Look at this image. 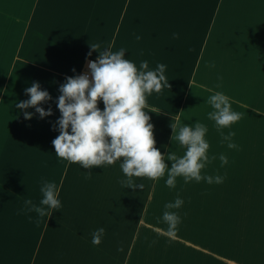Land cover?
Masks as SVG:
<instances>
[{
  "label": "crops",
  "instance_id": "1",
  "mask_svg": "<svg viewBox=\"0 0 264 264\" xmlns=\"http://www.w3.org/2000/svg\"><path fill=\"white\" fill-rule=\"evenodd\" d=\"M12 8L13 21L0 25V264H149L146 242L156 244L160 231L174 242L170 261L182 256L192 264L195 254L200 264H264V0H14ZM177 16L189 28L200 18L193 16H201V23L213 26L202 30L234 32L232 40L250 48L249 69L226 75L221 55L197 63L192 40L170 37ZM91 44L101 51L125 49L138 69L145 60L149 70L166 65L171 88L146 94L157 111L146 109L156 147L182 156L171 125L175 117L177 130L199 121L210 143L202 175L222 176L223 183L177 177L169 188L166 170L157 180L134 177L143 190L124 188L121 161L88 170L57 157L52 141L60 134L59 88L80 74L85 60L98 59ZM34 82L50 93L41 107L52 115L41 118L35 108L15 106L29 99L25 90ZM216 92L243 113L221 130L208 118L213 109L207 99ZM24 112L34 115L27 119ZM221 131L235 133L236 148L227 146ZM221 154L227 157L223 166ZM45 183L57 186L62 209L41 217L31 209L41 206ZM178 196L183 205L170 211L180 223L169 233L164 206ZM100 227L106 233L94 246L92 233Z\"/></svg>",
  "mask_w": 264,
  "mask_h": 264
},
{
  "label": "clouds",
  "instance_id": "2",
  "mask_svg": "<svg viewBox=\"0 0 264 264\" xmlns=\"http://www.w3.org/2000/svg\"><path fill=\"white\" fill-rule=\"evenodd\" d=\"M136 38L140 39L139 36ZM92 49L99 50L100 54L97 60L88 64L91 75L69 76L59 88L61 95L57 107L61 116L56 123L60 134L52 141L57 157L78 163L88 170L121 161L120 168L126 179L120 183L124 188L143 190L144 184H137L134 177L157 180L165 175L166 170V185L169 188L176 186L177 177H183L185 182L206 180L209 184L223 183L222 176L202 175V170L210 163V143L206 140L208 128L199 121L194 125L184 124L177 130L175 117L171 125L173 142H178L185 149L182 156L178 157L174 152L162 153L156 147L155 126L150 122L152 117L146 109L157 111L148 105L146 94L159 93L165 86L171 88L165 76L166 65L161 63L154 70H149L148 61L145 60L138 69L133 61L125 58V49L113 51L107 48L101 51L96 45H92ZM25 91L29 99L19 102L16 107L21 110L35 108L41 118L52 115L51 108L45 110L41 107L52 97L47 90H41L39 82H34ZM101 100L103 109L99 107ZM207 102L213 109L208 113V118L215 122L218 130L231 127L243 117V113L232 109L229 97L222 92L210 95ZM24 115L31 119L34 113L24 112ZM221 136L229 148L237 147L232 142L234 132L225 135L221 131ZM211 159L214 160L215 156ZM219 159L221 166L227 163L224 154ZM166 160L172 161L170 167ZM86 178H91V171ZM41 192V206L32 205L30 200L25 202L32 205L31 210L43 217L62 209L59 191L54 183H45ZM182 205L183 200L178 196L174 202L164 206L167 210L162 219L168 225L169 233L180 223L179 214L170 210L179 209ZM43 206H47L50 213ZM105 233L103 227L95 230L91 243L99 246Z\"/></svg>",
  "mask_w": 264,
  "mask_h": 264
},
{
  "label": "rangeland",
  "instance_id": "3",
  "mask_svg": "<svg viewBox=\"0 0 264 264\" xmlns=\"http://www.w3.org/2000/svg\"><path fill=\"white\" fill-rule=\"evenodd\" d=\"M13 4L14 0H0V25L1 24H7L12 22L13 18ZM162 17V16H161ZM165 17L164 21L168 16ZM178 21L176 24V27L171 25L170 30V37L176 36V38L181 39H188L192 40V46L190 48L194 60L197 61V63L200 62V60L203 57L212 58L216 55H221L225 57V73L228 75L233 70L241 72L247 71L248 68V55L250 48L247 46H241L237 45L236 42L232 40L234 36V32L230 31H218L216 29L213 30H202V26H208V28L213 27L212 25H208L205 22L201 23V16H193L194 19L196 17H200L196 23L192 24V28H189L188 25L183 24L179 21L180 17L183 16H177ZM211 22V21H210ZM162 28H166L165 24H162ZM247 32H241V34H246ZM222 36V37H220ZM219 37L222 39L225 43V46L222 44L220 45L218 43L221 42ZM244 38V36H242ZM222 43V42H221ZM255 53L253 54V56ZM257 55H263V50L261 48H258ZM258 62V69H262V63H263V56L257 57ZM261 60V61H260ZM260 61V62H259ZM215 65V64H214ZM161 232V231H160ZM158 232L157 235L159 236L157 238V243L151 242L150 240L146 242L147 249V256L146 261H148L149 264H159V261L161 264H174L176 261V264H185L184 258L182 256H175L171 258L172 261H170L168 258V255L172 252L174 247V242L169 241L166 236H164L162 233ZM152 237L156 236V234L153 236V234H150ZM154 252V253H153ZM151 254H154L156 257L151 259ZM159 254V255H157ZM192 264H200L199 256L195 255L193 256ZM196 257V258H195Z\"/></svg>",
  "mask_w": 264,
  "mask_h": 264
},
{
  "label": "built area",
  "instance_id": "4",
  "mask_svg": "<svg viewBox=\"0 0 264 264\" xmlns=\"http://www.w3.org/2000/svg\"><path fill=\"white\" fill-rule=\"evenodd\" d=\"M96 59H87L83 62L82 66H81V71L80 74H88L89 76L91 75L90 73V69L88 67V64L90 61H94Z\"/></svg>",
  "mask_w": 264,
  "mask_h": 264
}]
</instances>
